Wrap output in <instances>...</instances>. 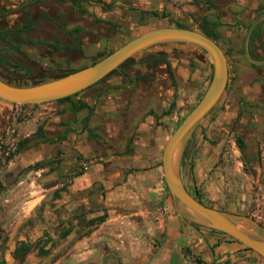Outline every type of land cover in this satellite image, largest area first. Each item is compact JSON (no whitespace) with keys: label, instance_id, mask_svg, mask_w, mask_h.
Segmentation results:
<instances>
[{"label":"crops","instance_id":"0c3cea01","mask_svg":"<svg viewBox=\"0 0 264 264\" xmlns=\"http://www.w3.org/2000/svg\"><path fill=\"white\" fill-rule=\"evenodd\" d=\"M134 1L147 6L153 2ZM69 2L81 15L80 11L85 10L88 14L83 16L100 20L97 22H104L98 11L114 6L111 0ZM164 6L175 15L182 14L167 2H162L159 8ZM261 6L260 0H235L226 12L217 11L214 18L205 13L200 22L208 19L218 23L215 42L225 53L222 43L230 49L235 47L236 37L232 32H238L248 20L249 25L263 13ZM196 8L186 4L182 11L192 13ZM257 25L258 37L252 44L249 39V51L254 59L264 61V19ZM226 26L229 30L226 29L223 37L221 32ZM74 30L77 32L72 33ZM81 31L74 27L67 34L77 36ZM257 48L261 50L260 55L254 53ZM249 64L259 70L246 72L245 77L249 79L239 87L238 104L246 117L244 125L250 121L260 142L261 154L253 167L254 174L247 175L240 170L241 174L237 175L230 167H224L222 173L227 182L221 189L214 173L207 176L198 164L192 173V185H200L207 179L210 200L223 197L221 202H226L231 209L237 208L264 222V66ZM131 73L118 70L69 101L50 102L34 110L24 109L29 117H16L14 105L0 101V144L8 142L13 131H16L18 143L32 138L6 162L0 159V201L5 206L2 213L14 214L21 222L35 216L37 208H44L41 211L43 219L63 206L67 223L56 236L61 233L64 238H71L77 225L94 220L91 224L97 228L69 250L72 254L78 248L81 264H264L256 253L242 244L203 227H190L171 212L174 210L172 204L162 190V112H158V104L152 102L153 91L135 88L138 76ZM228 86L227 82L225 92ZM80 105L85 107L75 110ZM43 118L45 121L40 122ZM38 127L42 129L43 139L36 135ZM89 159L100 162L80 171L78 167ZM57 164L62 165L61 181L51 186L38 182L39 178L44 182L57 177ZM24 171L29 183L22 200L19 186L27 180L16 182L15 179ZM220 192H223L221 197ZM12 203L14 210L9 209ZM100 218L103 220L99 221ZM15 230L8 231L2 242L13 237ZM44 238L51 240L52 236L46 232ZM16 246L15 243L10 249L11 256Z\"/></svg>","mask_w":264,"mask_h":264},{"label":"rangeland","instance_id":"374dc122","mask_svg":"<svg viewBox=\"0 0 264 264\" xmlns=\"http://www.w3.org/2000/svg\"><path fill=\"white\" fill-rule=\"evenodd\" d=\"M111 1L114 2V6L105 8L101 12L97 10L101 19L104 20V22H97L94 18L83 16L73 9L69 0H0V31L20 27L27 19H39L32 25L30 32L24 33L18 38L12 36H9L8 40L0 38V55H2L0 56V78L17 85L41 82L68 69L77 70L90 65L99 52L113 51L151 28L182 24L199 30L203 14L206 13L209 18H214L217 11L222 14L226 12V8L231 2H235V0H153L147 6V4L134 0ZM162 2H167L169 6H175L182 14L171 13L169 7L159 8V5L162 6ZM260 2L264 9V0H260ZM186 4L196 6L197 10L185 13L182 8ZM153 11L156 13L154 14ZM248 23L249 20L238 32L231 30L233 37H236L235 47L230 49L222 43L228 65V90L190 136L185 147L187 154L182 165L183 182L192 196L207 206L242 215L247 213L239 211L237 208L231 209L226 202H221L223 192L219 193L221 198L209 199L205 184L207 179L193 187L194 176L192 173L195 166L199 164L201 169L207 172V176H212L214 173L213 176L217 178V184L222 189L227 182L222 173L224 167H230L232 172H236L237 175L241 174L240 170L247 175H253V167L260 159V142L256 138L254 126L250 125V121L246 126L244 125L246 117L239 110L238 104L239 87L244 86L245 81L249 79L245 77L248 75L246 72L259 70L251 67L244 55L243 40ZM74 27H78L82 31L77 36L68 35V30ZM226 27L221 32L223 37L224 32L228 29V26ZM42 41H46L48 44L46 45ZM50 44L69 45L70 48L61 52L54 50L49 46ZM76 44L80 47L77 48ZM15 48L19 52L18 57L14 53ZM254 53L260 55L261 50L257 48ZM153 55H160L170 63L175 82L171 81L163 60L155 64L151 62ZM16 67L28 68L30 73L27 76H22ZM121 71H129L138 76L134 83L135 88H148L154 92L152 102L158 104L157 111L162 112V150L174 130L200 100L211 77V66L207 55L200 48L186 43H162L152 46L134 56L121 68ZM13 105L14 115L22 118L30 116L28 111L24 114V109L34 110L42 105L50 104ZM45 119L39 121L42 122ZM9 136L8 142L0 144L3 153L9 152L8 156L0 157L5 162L15 153L16 150H12V148H16L18 143L16 131L11 132ZM238 139L242 141L241 148ZM208 157L214 158L212 160L214 163ZM97 161L86 160L78 168L80 171H86L90 165ZM55 169L57 177L44 182L42 178H39L38 182L44 183V186H51L61 181L63 178L62 165L57 164ZM15 180L16 182L27 180L26 183L19 186L23 200L29 183L27 173L24 171ZM162 180V190L165 191L166 198L171 202L163 174ZM199 190L202 192L199 193ZM2 204L1 200L0 248H3L0 251V264L2 261L4 264H81L78 259V248L72 254L69 253V250L77 245L80 238L90 234L97 227H93L94 225L91 223L77 225L74 235L71 238H64L61 233L56 236L67 223L63 206L43 219H41V211L44 208H37L35 216L19 222L18 217L15 219L14 214L7 216L2 213L5 209ZM14 206V204L11 205L9 209L14 210ZM162 211L165 212L164 208ZM174 214L176 213L174 212ZM248 216L264 225L263 221L257 220L252 215L248 214ZM12 229H16L14 236L7 237L6 243L2 242L3 236ZM46 232L51 234V240L44 238ZM21 241L29 243L32 249L23 260H14L9 251L15 243L18 244ZM41 246L46 247L48 254L38 253L37 248Z\"/></svg>","mask_w":264,"mask_h":264},{"label":"water","instance_id":"95a60500","mask_svg":"<svg viewBox=\"0 0 264 264\" xmlns=\"http://www.w3.org/2000/svg\"><path fill=\"white\" fill-rule=\"evenodd\" d=\"M264 19V12L248 25L243 50L253 65L264 66L249 51V39L255 26ZM162 43H186L200 48L208 57L211 77L197 104L187 113L166 141L161 155L165 186L176 215L188 226L215 230L233 238L256 253L264 261V226L247 215L207 206L187 190L182 178V158L186 144L201 122L215 108L228 82L227 58L221 47L202 32L189 28L161 26L143 31L109 54L90 65L39 83L17 85L0 78V101L11 104L35 105L55 102L94 85L121 64L148 48Z\"/></svg>","mask_w":264,"mask_h":264},{"label":"trees","instance_id":"16d2710c","mask_svg":"<svg viewBox=\"0 0 264 264\" xmlns=\"http://www.w3.org/2000/svg\"><path fill=\"white\" fill-rule=\"evenodd\" d=\"M71 2H72V4H78V3H79V0H71ZM80 12H81L83 15L88 14V12L85 11V10H81ZM154 14H155V13H154ZM96 20H97V21H100L99 19H96ZM38 21H39V19H35V20L27 19V21L24 22L20 27L13 28V29H9V30H6V31H0V38H2V39H8L9 36H12V37L18 38V37H20L22 34L30 32L32 25L35 24V23H37ZM174 26H175V27H181V28H188L187 26L182 25V24H176V25H174ZM217 26H218V23H216V22H211V21H209L208 19H202V21H201L200 24H199V31L202 32V33H203L204 35H206L207 37L211 38L212 40L217 41V38H218V34H217V32H216V28H217ZM258 31H259V27H258V25H257L256 28L253 30L251 36H250V44H252L253 41L255 40V38L258 37ZM74 32H77V30L72 31V33H74ZM42 43L47 44V43L44 42V41H42ZM49 46H51V47H52L53 49H55V50H59V49H62V48H63V47H61V46L52 45V44H50ZM110 52H111V51H110ZM110 52H106V53H105V52H99V53L96 55V57L93 59V61H92L91 63H94V62L97 61L99 58H102L103 56L109 54ZM131 60H132V58L128 59V60L125 61L123 64H121L120 67H119V70H121V68H123V67H124L129 61H131ZM160 60H163V61L167 64V71H168L169 77H170V79H171L172 82H175V77H174V75H173V73H172V71H171V66L169 65L168 61H167L165 58H163L162 56H160V55H153V56L151 57V61H152V63H154V64H155L156 62L160 61ZM16 69H17L18 71L21 72V75H22V76H27V75L30 73V70H29L28 68H24V67H23V68H19V67H16ZM75 70H76V69H68L67 71L60 72V73H58V74H55V75H53V76H50V77L46 78L45 80L52 79V78H56V77H59V76H61V75L67 74V73H69V72H73V71H75ZM117 71H118V70H117ZM117 71H113V72H111L110 74H108L107 76H105V77H104L103 79H101L100 81H103V80H105L106 78H108L109 76H111V75L117 73ZM45 80H43V81H45ZM100 81H98V82H100ZM5 82L10 83V82H8V81H5ZM41 82H42V81H41ZM37 83H39V82H37ZM95 84H96V83H95ZM92 86H93V85H92ZM90 87H91V86H90ZM79 93H80V92H79ZM79 93H76V94H74V95H72V96H69V97H66V98L59 99V100H57V101H55V102H57V103H61V102H64V101H69L73 96H76V95H78ZM37 105H38V104H35V105H33V106H37ZM22 106H27V105H22ZM84 107H85V105H80L79 107H76L75 110H80V109H82V108H84ZM36 135H37L38 137L42 138V139L44 138V135H43V132H42L41 127H38V130H37V132H36ZM31 140H32V138H26V139H24L23 141L19 142L18 145H17L16 150H18L23 144H25V143H27V142H30ZM44 140H45V139H44ZM238 144H239V147H240V148L243 146L242 141H241L240 139H238ZM186 152H187V149H185L184 154H183L182 165H183V163H184V160H185V157H186V154H187ZM196 199H197L198 201H200L198 198H196ZM201 203H202V202H201ZM246 215L248 216V214H246ZM98 220L101 221V220H103V218H100V219H98ZM91 223H94V220H92ZM195 226H197V225H195ZM263 226H264V225H263ZM197 227H199V226H197ZM209 230H210L211 232H216V233H219V234H221V235L227 236V235H225L224 233H221V232H218V231H215V230H211V229H209ZM227 237H228L229 239H231L232 241L237 242V241L234 240L233 238H231V237H229V236H227ZM3 240L5 241V239H3ZM237 243H239V242H237ZM31 249H32V246H31L29 243H27V242H25V241H21L20 243L17 244L16 248H15L14 251H13L12 256H13L14 260H20V261H21V260H23L24 257L30 252ZM246 249L250 250V249L247 248V247H246ZM38 253H39V254H42V255H46V254H48V250L44 249L43 247H40V248L38 249ZM1 264H4V262L2 261Z\"/></svg>","mask_w":264,"mask_h":264},{"label":"flooded vegetation","instance_id":"af4514ba","mask_svg":"<svg viewBox=\"0 0 264 264\" xmlns=\"http://www.w3.org/2000/svg\"><path fill=\"white\" fill-rule=\"evenodd\" d=\"M1 39H2V38H1ZM3 40H4V39H3ZM7 40H8V39H7ZM44 42H46V41H44ZM46 43H47V42H46ZM47 44H48V43H47ZM47 44H46V45H47ZM61 47H63L62 49H59L61 52L66 51L65 46H61ZM9 49H10V48H9ZM0 50H1V48H0ZM14 53H15V55L18 57V53H19V52H18V50H17L16 48L14 49ZM0 56H2V55H0ZM4 57L7 58V56H5V55H4ZM0 64H1V63H0ZM15 150H16V148H15Z\"/></svg>","mask_w":264,"mask_h":264},{"label":"built area","instance_id":"2783aa9c","mask_svg":"<svg viewBox=\"0 0 264 264\" xmlns=\"http://www.w3.org/2000/svg\"><path fill=\"white\" fill-rule=\"evenodd\" d=\"M1 148H2V147L0 146V157L3 156V155H4V156H8V155H9V152H4V153H3V151H2ZM12 150H15V148H12Z\"/></svg>","mask_w":264,"mask_h":264}]
</instances>
